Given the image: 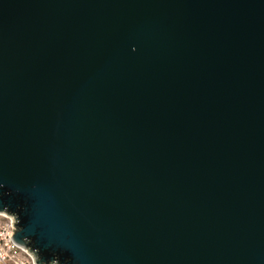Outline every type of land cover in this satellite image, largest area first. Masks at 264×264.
<instances>
[{"label":"water","instance_id":"water-1","mask_svg":"<svg viewBox=\"0 0 264 264\" xmlns=\"http://www.w3.org/2000/svg\"><path fill=\"white\" fill-rule=\"evenodd\" d=\"M0 212L36 264H264V0H0Z\"/></svg>","mask_w":264,"mask_h":264},{"label":"built area","instance_id":"built-area-1","mask_svg":"<svg viewBox=\"0 0 264 264\" xmlns=\"http://www.w3.org/2000/svg\"><path fill=\"white\" fill-rule=\"evenodd\" d=\"M16 218L0 212V264H36L34 255L12 239Z\"/></svg>","mask_w":264,"mask_h":264}]
</instances>
